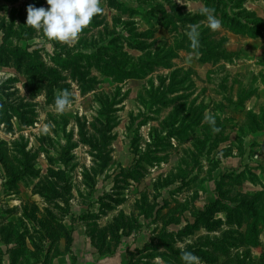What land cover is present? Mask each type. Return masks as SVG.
Listing matches in <instances>:
<instances>
[{"label":"rangeland","instance_id":"1","mask_svg":"<svg viewBox=\"0 0 264 264\" xmlns=\"http://www.w3.org/2000/svg\"><path fill=\"white\" fill-rule=\"evenodd\" d=\"M29 5L0 0V264H264V0H101L71 43Z\"/></svg>","mask_w":264,"mask_h":264},{"label":"clouds","instance_id":"2","mask_svg":"<svg viewBox=\"0 0 264 264\" xmlns=\"http://www.w3.org/2000/svg\"><path fill=\"white\" fill-rule=\"evenodd\" d=\"M46 3L49 6L47 8L34 5L27 7L26 25L42 31L47 40L60 43L78 40L84 29L92 23L93 18L104 11L101 0H46ZM200 14L206 17L210 30L221 29L222 21L215 16L214 10L205 6L200 9ZM186 34L191 46L197 48L200 35L198 26L192 25ZM71 103V96L67 90L58 93L54 100L58 113H63ZM206 120L214 132L220 131L215 126L213 115L206 116ZM180 258L183 264H199V257L190 251L182 250Z\"/></svg>","mask_w":264,"mask_h":264},{"label":"crops","instance_id":"3","mask_svg":"<svg viewBox=\"0 0 264 264\" xmlns=\"http://www.w3.org/2000/svg\"><path fill=\"white\" fill-rule=\"evenodd\" d=\"M54 264H65V261L64 260H58V261H55V263ZM67 264V263H66ZM69 264H71V263H69ZM80 264H82V263H80ZM87 264V263H86Z\"/></svg>","mask_w":264,"mask_h":264}]
</instances>
